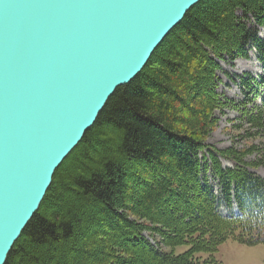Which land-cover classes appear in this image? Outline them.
<instances>
[{
    "label": "trees",
    "instance_id": "trees-1",
    "mask_svg": "<svg viewBox=\"0 0 264 264\" xmlns=\"http://www.w3.org/2000/svg\"><path fill=\"white\" fill-rule=\"evenodd\" d=\"M261 30L264 0L191 8L55 171L5 264H219L228 240L264 245V180L249 170L264 167V111L218 91L221 62L264 61ZM227 108L251 141L240 152L205 143Z\"/></svg>",
    "mask_w": 264,
    "mask_h": 264
},
{
    "label": "water",
    "instance_id": "water-1",
    "mask_svg": "<svg viewBox=\"0 0 264 264\" xmlns=\"http://www.w3.org/2000/svg\"><path fill=\"white\" fill-rule=\"evenodd\" d=\"M201 0H0V264L108 99Z\"/></svg>",
    "mask_w": 264,
    "mask_h": 264
},
{
    "label": "rangeland",
    "instance_id": "rangeland-1",
    "mask_svg": "<svg viewBox=\"0 0 264 264\" xmlns=\"http://www.w3.org/2000/svg\"><path fill=\"white\" fill-rule=\"evenodd\" d=\"M252 27V24H250ZM260 38L264 39L261 30ZM222 72L218 73L221 82L218 91L227 100L232 101L236 107L246 106L248 110L262 108L264 111V61H262L254 49L249 50L247 59H237L233 62H221ZM243 82L251 83L252 88L244 87ZM217 125L206 139V144L215 150L223 151L233 149L236 152L244 150L251 141L245 138L243 129L239 130L241 121L239 113L233 108L224 109L217 113ZM257 144L258 141H253ZM255 155H249L245 161L255 159ZM223 167H233L231 160L221 159ZM249 170L264 180V167ZM209 176V184L217 194V181ZM220 211L227 215L228 210L220 207ZM219 264H264V245L247 246L228 240L220 245L214 253Z\"/></svg>",
    "mask_w": 264,
    "mask_h": 264
}]
</instances>
